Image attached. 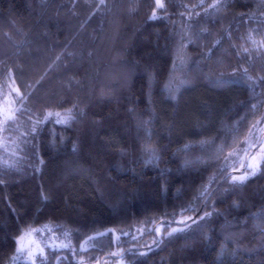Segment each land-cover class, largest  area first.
<instances>
[{"label": "trees", "instance_id": "16d2710c", "mask_svg": "<svg viewBox=\"0 0 264 264\" xmlns=\"http://www.w3.org/2000/svg\"><path fill=\"white\" fill-rule=\"evenodd\" d=\"M160 2L0 0V264H264V0Z\"/></svg>", "mask_w": 264, "mask_h": 264}, {"label": "snow or ice", "instance_id": "6c2138e0", "mask_svg": "<svg viewBox=\"0 0 264 264\" xmlns=\"http://www.w3.org/2000/svg\"><path fill=\"white\" fill-rule=\"evenodd\" d=\"M157 7H158V8H163V7H164L163 3H161L160 0H157ZM212 7H217V5H212ZM154 16H155V14H154ZM245 71H247V70L245 69ZM249 79H250V78H249ZM182 83H183V82H182ZM168 90H169L170 93H171L172 91H175V89H173L172 87H169ZM49 115H51V113H49ZM56 115H57L58 117L60 116L59 113H56ZM70 119H72V116H71V113L69 112L68 114H66V116H65L64 118H62L61 120H58L57 122H64V123H67L68 120H70ZM5 124H7V120L5 121ZM5 130H6V128H5ZM31 131H32V132H35V128H33ZM29 134H31V133H29ZM252 146H253V145H247L246 148H250V147H252ZM189 147H190V146L186 145V146H185V149H187V148H189ZM143 151L147 154V156H148V161H149V162L158 159L157 149H156L154 146H152V145H150V144H145V145L143 146ZM230 155H231V154H230ZM226 159H227V158H226ZM261 162H262V161H258V162H257V165H256L255 167H253V165H252L251 163H249V164L247 165V168L250 170V172H246L245 174L240 175V176H235V175L231 176V181H232V183H234V184H242V183H244V181L248 178V175H249V174H251V175H255V174H256V172L259 170V164H260ZM186 163H192V162H191V161H186ZM241 167H244V165H241ZM207 192H208V188L205 187L204 192L201 193V196H203V195H204L205 193H207ZM210 215H211V213H205V217L210 216ZM201 219H204V217H201ZM187 220H192V218H191V217H187L186 220H181V221H178L177 223H178V224H182V225H184V228H187V227H189V225H188V223H187ZM192 223H196V221H195V220H192ZM184 228H175V229H172V232L183 231ZM171 234H172V233H169V235H171ZM22 239H23V234H22L21 237H19V238L17 239V243H18V245L20 244V241H21ZM22 251H23V248L18 247L17 252H22ZM39 252H40V254L42 255V254H43V249H42V248L39 249ZM28 255L31 257V256L33 255V252H32V251H29V252H28Z\"/></svg>", "mask_w": 264, "mask_h": 264}, {"label": "rangeland", "instance_id": "374dc122", "mask_svg": "<svg viewBox=\"0 0 264 264\" xmlns=\"http://www.w3.org/2000/svg\"><path fill=\"white\" fill-rule=\"evenodd\" d=\"M14 104H15V101L13 100L12 96L0 101V129L5 124V121L9 120L11 118L12 113H13V109L12 108H13ZM5 146H7V145H3V147H5ZM263 158H264V146L252 158L251 164L254 166L255 164H257L258 161H261ZM46 241H47V243H50V244L54 245V243L50 242V240H46L45 239V235L44 234H42L40 236H32V235H30L28 237L27 243H25L26 244L25 247H26L27 253L29 251L33 252V255L31 257L28 255L29 259H31L32 261H35L37 256L41 255L40 252H39V249H41V248L43 249V254H44Z\"/></svg>", "mask_w": 264, "mask_h": 264}, {"label": "water", "instance_id": "95a60500", "mask_svg": "<svg viewBox=\"0 0 264 264\" xmlns=\"http://www.w3.org/2000/svg\"><path fill=\"white\" fill-rule=\"evenodd\" d=\"M108 231H110V230H108ZM108 231H105V232H102V233H99V234H94V235L88 237L87 239H85V240L81 243V248L83 249L84 246H85V244H86L88 241H90V240H92V239H95V238L103 237L106 233H108ZM114 235L116 236V232H115V231H114Z\"/></svg>", "mask_w": 264, "mask_h": 264}, {"label": "flooded vegetation", "instance_id": "af4514ba", "mask_svg": "<svg viewBox=\"0 0 264 264\" xmlns=\"http://www.w3.org/2000/svg\"><path fill=\"white\" fill-rule=\"evenodd\" d=\"M23 250H25V245H22Z\"/></svg>", "mask_w": 264, "mask_h": 264}]
</instances>
